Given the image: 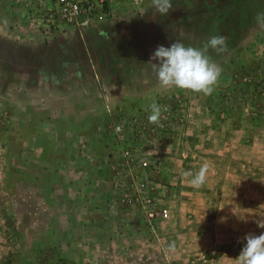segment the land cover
<instances>
[{
    "label": "rangeland",
    "instance_id": "obj_1",
    "mask_svg": "<svg viewBox=\"0 0 264 264\" xmlns=\"http://www.w3.org/2000/svg\"><path fill=\"white\" fill-rule=\"evenodd\" d=\"M153 4L0 0V264H235L264 233V0ZM215 35L213 92L162 88L153 51Z\"/></svg>",
    "mask_w": 264,
    "mask_h": 264
},
{
    "label": "clouds",
    "instance_id": "obj_2",
    "mask_svg": "<svg viewBox=\"0 0 264 264\" xmlns=\"http://www.w3.org/2000/svg\"><path fill=\"white\" fill-rule=\"evenodd\" d=\"M153 7L156 13L166 16L172 9L171 0H154ZM226 47V39L221 35L209 38L202 48L185 46L180 41H173L169 46L160 45L150 57V61H155L151 63L152 70L164 89L175 87L209 95L213 92L222 69L210 62L208 49L222 52ZM149 108V121L157 123L161 114L160 106L153 102ZM205 179L202 169L193 176L192 184L199 187ZM244 240L235 264H264V233L246 235Z\"/></svg>",
    "mask_w": 264,
    "mask_h": 264
},
{
    "label": "built area",
    "instance_id": "obj_3",
    "mask_svg": "<svg viewBox=\"0 0 264 264\" xmlns=\"http://www.w3.org/2000/svg\"><path fill=\"white\" fill-rule=\"evenodd\" d=\"M164 216H167V213H166V211L164 210Z\"/></svg>",
    "mask_w": 264,
    "mask_h": 264
}]
</instances>
